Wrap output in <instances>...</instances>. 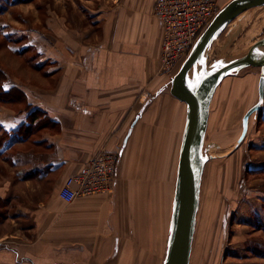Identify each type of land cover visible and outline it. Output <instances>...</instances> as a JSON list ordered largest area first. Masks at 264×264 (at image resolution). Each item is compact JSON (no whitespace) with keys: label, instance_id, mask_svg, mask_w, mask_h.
<instances>
[{"label":"crops","instance_id":"crops-1","mask_svg":"<svg viewBox=\"0 0 264 264\" xmlns=\"http://www.w3.org/2000/svg\"><path fill=\"white\" fill-rule=\"evenodd\" d=\"M35 1L0 4L7 51L34 48L36 59L26 64L44 74L35 83L7 72L4 89H21L24 104L52 120L0 147V264H157V249L147 247L150 238L141 232L142 190L125 188L136 151L152 138L171 147L185 121L186 105L159 68L163 27L153 14L155 0H40L37 14L21 12ZM17 111L0 105V125L17 129L27 112ZM256 113L243 150L223 168L230 201L223 203L224 235L227 229L230 235L217 245L219 264H264V101ZM102 149L119 152L112 190L62 200L65 178Z\"/></svg>","mask_w":264,"mask_h":264},{"label":"rangeland","instance_id":"rangeland-1","mask_svg":"<svg viewBox=\"0 0 264 264\" xmlns=\"http://www.w3.org/2000/svg\"><path fill=\"white\" fill-rule=\"evenodd\" d=\"M228 1L220 0L221 7ZM39 2L40 0H36L34 5H20V9L23 10L21 12L27 15L30 12H32V15L37 14L35 8H39ZM0 4H2V0H0ZM263 36L264 6L250 8L239 14L213 39L205 51L203 61L206 67L210 69L215 62L224 63L242 56L256 40ZM2 41L0 37V65L3 69L19 79L23 78L24 80L40 83V78L44 74L26 64L28 61L32 63L36 59L37 55H33L35 54V49L29 47L26 50L28 51L26 54H13L7 51ZM16 44H18L17 46L22 45L19 42H14V45ZM201 66V63H197L190 71L189 78L192 81H194V77L198 78L203 72ZM259 75L260 68L254 66L231 72L221 80L213 95L203 145V156L207 157V159L202 173L200 202L189 264H219L220 259H222L223 250L220 253L221 250L218 251L217 245L219 246V242L222 239L228 242L230 235H228V229L226 230V237L224 235L223 216L225 212H228V206H224L223 203L228 205L230 201L224 195V189L227 188L223 186L224 176L222 173L225 165L231 160H236L237 156H239L245 146L243 145L245 141L240 145V147L243 146L242 149L238 147L232 155L217 158L208 156L212 153H221L229 150L238 138L241 132L242 116L257 100ZM253 123L258 128L261 122L254 120ZM182 131L183 128L179 131L180 135H182ZM179 134L176 143H172L171 147H162L163 138L159 139L158 144L154 138L150 142H145L144 148L136 151L134 162H130L126 168L127 173H131V175L126 174L125 188L142 190L143 199L146 201V221L141 232H143V240L147 235L150 238L147 241V247L150 246L152 250L157 249V264H162L164 260L170 230L169 223L178 160L179 149H177V145ZM241 155L244 156V153ZM215 169H218L217 175ZM1 173L4 174L5 172L0 169ZM212 182H218L214 194L218 200L216 202L218 209L211 205L213 197L211 192ZM209 192H211V195L209 205H207ZM227 221H230L229 218ZM221 249H223L222 244ZM154 255L155 253H152V256Z\"/></svg>","mask_w":264,"mask_h":264},{"label":"water","instance_id":"water-1","mask_svg":"<svg viewBox=\"0 0 264 264\" xmlns=\"http://www.w3.org/2000/svg\"><path fill=\"white\" fill-rule=\"evenodd\" d=\"M257 6H264V0H229L201 32L187 57L171 77L170 93L186 104V113L178 151L170 230L162 264H189L190 262L200 202L202 173L207 159L203 156V145L210 105L217 86L231 72H237L248 66L260 68L258 97L242 116L241 132L238 138L229 150L213 154L215 157L231 154L243 142L251 115L256 113L263 104L264 36L256 40L242 56L224 63L215 62L198 78L194 77V81L189 78L190 69L197 63L206 67L203 56L213 39L239 14ZM259 47H263L262 53L256 51Z\"/></svg>","mask_w":264,"mask_h":264},{"label":"built area","instance_id":"built-area-1","mask_svg":"<svg viewBox=\"0 0 264 264\" xmlns=\"http://www.w3.org/2000/svg\"><path fill=\"white\" fill-rule=\"evenodd\" d=\"M220 9V0H155L153 14L163 27L159 52L161 72L171 77L174 75L198 36ZM119 162L118 151H96L65 178L58 196L70 203L78 196L110 192L117 179Z\"/></svg>","mask_w":264,"mask_h":264},{"label":"trees","instance_id":"trees-1","mask_svg":"<svg viewBox=\"0 0 264 264\" xmlns=\"http://www.w3.org/2000/svg\"><path fill=\"white\" fill-rule=\"evenodd\" d=\"M0 37L3 40L2 42L4 43L6 48L7 37L5 35H1V28ZM15 53L19 54L20 52H13V54ZM6 77L7 71L0 68V105L12 106L18 110L17 113L22 109H25V111L27 112L25 113L24 121L15 130H7L2 125H0V147L4 145L9 136L11 137L10 139H14L15 141V138L21 140L23 134L27 137L28 134H32L35 129L52 123V120L49 116H47L46 112L43 109L37 106L32 107L30 104H24L25 94L21 89L17 88L16 86H12L10 89L5 90L4 82L6 81Z\"/></svg>","mask_w":264,"mask_h":264},{"label":"bare ground","instance_id":"bare-ground-1","mask_svg":"<svg viewBox=\"0 0 264 264\" xmlns=\"http://www.w3.org/2000/svg\"><path fill=\"white\" fill-rule=\"evenodd\" d=\"M262 50H263V47H259V48H257L256 49V51L257 52H259V53H262ZM7 61V60H6ZM10 62V61H9ZM8 62V63H9ZM15 62V61H14ZM18 63V62H17ZM9 65V64H8ZM16 65V64H15ZM196 66V65H195ZM194 66V67H195ZM11 67V66H10ZM12 68H14L15 69V67H13L12 66ZM193 68V67H192ZM192 68L190 69V71L192 70ZM17 69H18V67H17ZM201 69H202V71L203 72H205L206 70H208V67H205V66H201ZM190 73V72H189ZM193 83V82H192ZM186 105V104H185ZM157 126V125H156ZM155 127V126H154ZM154 132L156 133V130H154ZM153 132V133H154ZM155 133H154V135H155ZM236 141V140H235ZM153 145V144H152ZM213 154H215V153H212V154H209V156L208 157H210V156H212V157H215V155H213ZM177 158V157H176ZM177 166V165H176ZM175 177H176V175H175ZM175 179V178H174ZM174 184V183H173ZM173 186V185H172ZM173 190V189H172ZM171 200V199H170ZM173 201V200H172ZM216 202H218V200H217V198H216V201H215V196H214V194H213V197H212V201H211V205L212 206H216ZM170 203H171V201H170ZM215 209V208H214ZM130 212H132V211H130ZM132 214V213H131ZM134 217V216H133ZM163 217H164V215H163ZM170 224V223H169ZM161 235V234H160ZM161 238H162V235H161ZM158 241H159V239H158ZM149 257L147 256L146 257V259H148ZM146 259H145V261H146Z\"/></svg>","mask_w":264,"mask_h":264}]
</instances>
